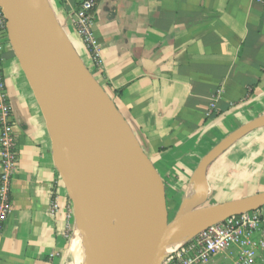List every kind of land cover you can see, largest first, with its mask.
<instances>
[{
  "label": "crops",
  "instance_id": "obj_1",
  "mask_svg": "<svg viewBox=\"0 0 264 264\" xmlns=\"http://www.w3.org/2000/svg\"><path fill=\"white\" fill-rule=\"evenodd\" d=\"M82 1L48 3L177 206L181 209L193 196L203 160L250 125L210 162L202 192L209 193L211 205L264 192V4L98 0L94 32L102 71L97 74L73 25ZM2 57L18 162L0 237V264H68L72 206L54 163L50 134L12 49ZM54 201L60 208L56 212ZM254 238L264 242V225ZM236 256L235 248L208 264H234ZM257 264H264V248L258 250Z\"/></svg>",
  "mask_w": 264,
  "mask_h": 264
},
{
  "label": "water",
  "instance_id": "obj_2",
  "mask_svg": "<svg viewBox=\"0 0 264 264\" xmlns=\"http://www.w3.org/2000/svg\"><path fill=\"white\" fill-rule=\"evenodd\" d=\"M0 8L12 51L45 119L54 163L77 224L84 227L89 264H117L106 215H113L125 240L121 264H162L174 233L209 221L211 226L264 205L262 192L199 207L209 196L205 191L189 211L181 207L170 221L162 176L85 64L48 0H0ZM251 127L217 146L197 173L204 174L210 162Z\"/></svg>",
  "mask_w": 264,
  "mask_h": 264
},
{
  "label": "built area",
  "instance_id": "obj_3",
  "mask_svg": "<svg viewBox=\"0 0 264 264\" xmlns=\"http://www.w3.org/2000/svg\"><path fill=\"white\" fill-rule=\"evenodd\" d=\"M256 1L264 4V0ZM97 3L98 0H83L79 10L74 14L73 25L91 57L92 70L98 74L102 71V50L94 32ZM8 48L12 49L7 21L0 8V161L2 168L0 174V237L11 211L10 192L18 162L17 141L14 135L15 122L2 76L4 61L2 55ZM211 108L212 110L215 108L213 103ZM212 115L213 112L210 111L208 117ZM55 196H57L56 191ZM71 206L68 221L73 213L72 201ZM52 208L55 212L60 209L57 201L53 202ZM263 225L264 205L255 211L207 227L178 250L169 254L162 264H208L215 255L235 248L237 256L234 264H257L258 250L264 248V242L256 241L254 237Z\"/></svg>",
  "mask_w": 264,
  "mask_h": 264
},
{
  "label": "bare ground",
  "instance_id": "obj_4",
  "mask_svg": "<svg viewBox=\"0 0 264 264\" xmlns=\"http://www.w3.org/2000/svg\"><path fill=\"white\" fill-rule=\"evenodd\" d=\"M205 188H206V180L204 178L203 173H200V175L197 177L194 183L193 196L190 197V199L187 200L182 206V210L184 212L189 211L195 205V203L198 201L199 193H202V191ZM106 216H107L106 219H107V225H108L110 234L116 243L117 264H121L123 260V255H124L125 240H124L120 227L113 220L114 219L113 215H106ZM210 224H212V221L201 223V224H196L182 231L174 233L170 237V247L168 248V254H171L174 251L178 250L187 241H189L191 238L196 236L202 230L207 228ZM84 232H85L84 227L82 226V224L79 223L77 231L72 239L71 247H70V251L75 261L74 264H84L85 257H87L85 264H89L91 252L86 244L85 246H83L82 241L84 239Z\"/></svg>",
  "mask_w": 264,
  "mask_h": 264
},
{
  "label": "rangeland",
  "instance_id": "obj_5",
  "mask_svg": "<svg viewBox=\"0 0 264 264\" xmlns=\"http://www.w3.org/2000/svg\"><path fill=\"white\" fill-rule=\"evenodd\" d=\"M168 195V211H169V220L172 221L176 215L179 213L180 211V206L178 207L177 206V202L175 201V197L174 196H171L170 194H167ZM207 205H211L210 202H206V203H202L201 205H199V207H205ZM77 228H78V224H77V220H76V217H75V214H74V211L72 213V217L69 221V234H68V240H69V252H68V257L66 258L67 261H68V264H74V258H73V255L70 251V247H71V242H72V239L77 231ZM83 243V246H85V243H84V239L82 241ZM86 248V247H85ZM86 258L85 257V263H86ZM84 263V264H85Z\"/></svg>",
  "mask_w": 264,
  "mask_h": 264
},
{
  "label": "trees",
  "instance_id": "obj_6",
  "mask_svg": "<svg viewBox=\"0 0 264 264\" xmlns=\"http://www.w3.org/2000/svg\"><path fill=\"white\" fill-rule=\"evenodd\" d=\"M166 194H167V190H166ZM167 203H168V195H167Z\"/></svg>",
  "mask_w": 264,
  "mask_h": 264
}]
</instances>
